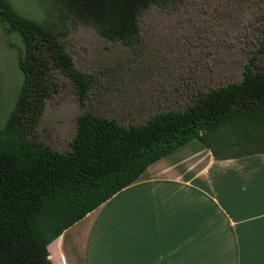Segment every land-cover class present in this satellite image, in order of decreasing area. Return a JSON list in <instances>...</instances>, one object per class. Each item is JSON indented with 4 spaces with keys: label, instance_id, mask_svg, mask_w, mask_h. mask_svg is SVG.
Returning a JSON list of instances; mask_svg holds the SVG:
<instances>
[{
    "label": "trees",
    "instance_id": "trees-1",
    "mask_svg": "<svg viewBox=\"0 0 264 264\" xmlns=\"http://www.w3.org/2000/svg\"><path fill=\"white\" fill-rule=\"evenodd\" d=\"M183 0H55L67 18L96 30L104 51H142L139 15ZM0 28L17 35L21 84L0 126V264H52L47 246L137 180L152 164L196 140L218 160L264 154V70L245 65L239 82L221 85L182 112L155 113L120 125L85 112L63 153L37 140L46 103L69 80L82 104L99 76L75 69L65 32L20 16L0 0ZM264 49V35L262 38ZM258 145L249 153L229 149Z\"/></svg>",
    "mask_w": 264,
    "mask_h": 264
},
{
    "label": "rangeland",
    "instance_id": "rangeland-1",
    "mask_svg": "<svg viewBox=\"0 0 264 264\" xmlns=\"http://www.w3.org/2000/svg\"><path fill=\"white\" fill-rule=\"evenodd\" d=\"M22 17L65 32L62 41L75 69L99 76L81 104L68 79L48 99L35 130L38 141L63 153L85 112L142 124L160 112H182L199 93L241 80L245 65L264 70V0H183L149 7L139 15L142 51H104L96 30L67 18L55 0H8ZM20 39L0 28V126L21 84ZM258 145L229 149L253 152Z\"/></svg>",
    "mask_w": 264,
    "mask_h": 264
},
{
    "label": "crops",
    "instance_id": "crops-1",
    "mask_svg": "<svg viewBox=\"0 0 264 264\" xmlns=\"http://www.w3.org/2000/svg\"><path fill=\"white\" fill-rule=\"evenodd\" d=\"M52 264H264V154L192 140L47 246Z\"/></svg>",
    "mask_w": 264,
    "mask_h": 264
}]
</instances>
